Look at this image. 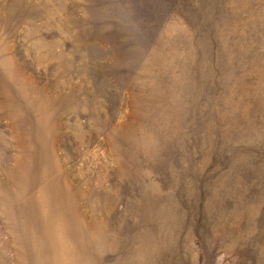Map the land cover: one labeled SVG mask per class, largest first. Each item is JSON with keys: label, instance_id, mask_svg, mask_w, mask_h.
I'll list each match as a JSON object with an SVG mask.
<instances>
[{"label": "rangeland", "instance_id": "374dc122", "mask_svg": "<svg viewBox=\"0 0 264 264\" xmlns=\"http://www.w3.org/2000/svg\"><path fill=\"white\" fill-rule=\"evenodd\" d=\"M0 264H264V0H0Z\"/></svg>", "mask_w": 264, "mask_h": 264}]
</instances>
